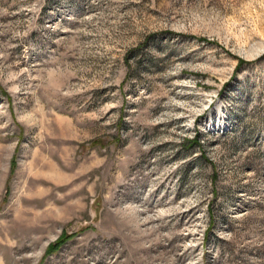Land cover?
<instances>
[{"label":"rangeland","instance_id":"1","mask_svg":"<svg viewBox=\"0 0 264 264\" xmlns=\"http://www.w3.org/2000/svg\"><path fill=\"white\" fill-rule=\"evenodd\" d=\"M0 264H264V0H0Z\"/></svg>","mask_w":264,"mask_h":264},{"label":"trees","instance_id":"2","mask_svg":"<svg viewBox=\"0 0 264 264\" xmlns=\"http://www.w3.org/2000/svg\"><path fill=\"white\" fill-rule=\"evenodd\" d=\"M200 139H199V137H196L195 139H194V141H187V143H191V144H200Z\"/></svg>","mask_w":264,"mask_h":264}]
</instances>
